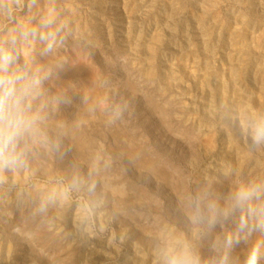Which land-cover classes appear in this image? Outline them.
I'll list each match as a JSON object with an SVG mask.
<instances>
[{"label": "rangeland", "instance_id": "1", "mask_svg": "<svg viewBox=\"0 0 264 264\" xmlns=\"http://www.w3.org/2000/svg\"><path fill=\"white\" fill-rule=\"evenodd\" d=\"M40 4L88 37L84 47L70 39L61 50L69 63L51 85L75 90L73 104L53 114L50 134L58 120L79 127L63 139L66 155L40 150L28 170L0 183V264H156L160 228L190 234L188 194L264 177V149L250 150L228 119L245 102L264 108V0ZM99 74L109 87H97ZM121 100L129 104L124 121L106 126L104 102ZM101 150L113 163L95 196L63 198L73 172L86 175ZM51 192L60 198L39 213ZM256 240L235 249L237 264ZM201 252L209 255L206 245Z\"/></svg>", "mask_w": 264, "mask_h": 264}, {"label": "clouds", "instance_id": "2", "mask_svg": "<svg viewBox=\"0 0 264 264\" xmlns=\"http://www.w3.org/2000/svg\"><path fill=\"white\" fill-rule=\"evenodd\" d=\"M70 39L77 47H84L88 37L84 31L74 32L71 20L55 6L44 8L40 0H0V183L9 173L28 170L40 150L59 156L67 153L63 139L79 125L58 120L54 135L49 129L53 114L74 100V85L55 91L51 87L68 66V58L60 53ZM95 79L99 88L110 86L103 74ZM82 99L88 102L87 96ZM104 104L106 126L124 121L129 111L127 101ZM228 119L250 150L264 149V108L245 102L231 109ZM112 163L102 150L97 152L86 175L73 172L63 198H70L73 192L95 196L98 177ZM222 175L233 177L231 170ZM60 196L51 192L42 197L37 211L46 213ZM184 210L190 234L160 228L154 242L156 264H237L235 249L253 234L257 240L242 264L264 260V177L232 179L225 192L206 185L184 198ZM218 228L222 229L219 233ZM203 245L207 246V257L202 255Z\"/></svg>", "mask_w": 264, "mask_h": 264}]
</instances>
